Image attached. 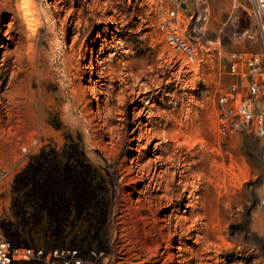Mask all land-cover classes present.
<instances>
[{
    "label": "rangeland",
    "instance_id": "374dc122",
    "mask_svg": "<svg viewBox=\"0 0 264 264\" xmlns=\"http://www.w3.org/2000/svg\"><path fill=\"white\" fill-rule=\"evenodd\" d=\"M169 5L0 0V227L15 245L76 247L104 264H264V136L218 122L227 57L264 55V28L249 0H194L180 18L190 62L166 38ZM141 207L151 212L132 222Z\"/></svg>",
    "mask_w": 264,
    "mask_h": 264
},
{
    "label": "built area",
    "instance_id": "2783aa9c",
    "mask_svg": "<svg viewBox=\"0 0 264 264\" xmlns=\"http://www.w3.org/2000/svg\"><path fill=\"white\" fill-rule=\"evenodd\" d=\"M169 1L166 38L176 49L188 53V59L193 62L192 49L184 40L180 27L183 14L179 11L177 0ZM249 2L252 12H247L248 18L251 21L255 19L263 29L264 0ZM227 61L228 74L234 82L218 99L219 129L222 134H230L252 126L258 135L264 136V55L236 50L228 55ZM3 176L0 168V182ZM100 255L71 246L44 248L15 245L0 227V264H104L99 262Z\"/></svg>",
    "mask_w": 264,
    "mask_h": 264
},
{
    "label": "bare ground",
    "instance_id": "6f19581e",
    "mask_svg": "<svg viewBox=\"0 0 264 264\" xmlns=\"http://www.w3.org/2000/svg\"><path fill=\"white\" fill-rule=\"evenodd\" d=\"M76 24H77V23H76ZM85 25H87V24H85ZM81 28H82V26H81ZM76 30H77V29H76ZM40 58H41V57H40ZM41 61H42V60H41ZM38 62H39V61H38ZM126 63H127V62H126ZM129 64H130V63H129ZM123 65H125V63H124ZM127 67H129V65H128ZM125 68H126V67H125ZM131 68H132V67H131ZM118 69H119V68H118ZM97 74H98V73H97ZM129 75H131V72H130ZM100 76H101V75H100ZM127 77H128V76H127ZM102 78H103V77H102ZM120 78H121V77H120ZM122 78H124V77H122ZM130 78H131V77H130ZM124 79H125V78H124ZM124 79L119 80V82H118V83H120L119 86H118L119 89H120L119 91L122 92L121 95L123 94V95L120 96L118 99H120V101L122 100V102H123V101L127 102L126 100H128L129 98L132 97V89H131V87L128 86V85H126V86H123V85H122ZM97 80H98V79H97ZM110 80H111V79H110ZM131 80H132V79H131ZM95 81H96V80H95ZM69 85H70V84H69ZM111 86H112V85H111ZM121 87H122V88H121ZM105 88H106V87H105ZM126 89H130V91H129V92H126ZM70 90H72V89H70ZM75 90H76V89H75ZM72 91H73V90H72ZM72 91H71V92H72ZM77 91H78V90H77ZM119 91H118V92H119ZM100 92H101V91H100ZM74 93H76V91H74ZM74 93H72V94H70V95L68 94L69 99H67V100H68L67 102H69V106H68V107H70V110H71L70 113L74 112V111L78 108V106H77V108H76V105L78 104V99H76V95H75ZM104 93H105V92H104ZM106 93H108V92H106ZM106 93H105V94H106ZM110 93H111V92H110ZM77 94H78V93H77ZM116 94H117V93H116ZM106 96L108 97V95H106ZM118 96H119V95H118ZM118 96H116V99H117ZM68 97H67V98H68ZM78 98H79V97H78ZM114 98H115V97H114ZM89 99H90V98H89ZM84 100H85V99H84ZM142 100H143V99H142ZM79 101H81V100H79ZM86 101H87V100H86ZM115 101H116V100H115ZM130 101H131V100H130ZM138 101H139V99H138ZM96 102H97V101H96ZM116 103H117V102H116ZM119 103H120V102H119ZM119 103H118V104H119ZM86 104H87V103H86ZM120 104H121V103H120ZM116 105H117V104H116ZM126 105H127V104H126ZM124 106H125V104H124ZM150 106H151V105H150ZM85 108H86V107H85ZM108 108H111V107H108ZM114 108H115V107H113V109H114ZM80 109H81V108H80ZM82 109H83V108H82ZM99 109H100V108H99ZM99 109H98V110H99ZM111 109H112V108H111ZM133 109H135V108H133ZM70 110H69V111H70ZM69 111H68V113H69ZM81 111H82V110H81ZM81 111H80V112H81ZM101 111H102V110H101ZM105 111H107V110H104V112H105ZM110 111H111V110L109 109V111H107V112H110ZM114 111H115V110H114ZM116 111H117V109H116ZM120 111H121V110H120ZM85 112H86V111H85ZM138 112H139V111H138ZM138 112H137V113H138ZM144 112H145V111H144ZM86 113H87V112H86ZM97 113H98V111H97ZM117 113H118V111H117ZM117 113H116V114H117ZM78 114H79V113H78ZM83 114H84V113H83ZM98 114H100V113H98ZM110 114H111V113H110ZM112 114H113V113H112ZM138 114H139V113H138ZM71 115H72V114H70V116H71ZM80 115H81V114H80ZM104 115H105V113L103 114V116H104ZM135 115H137V114H135ZM135 115H134V116H135ZM147 115H148V112H147ZM151 115H152V114H151ZM68 116H69V115H68ZM85 116H86V115H85ZM85 116H84V118H86ZM101 116H102V115H101ZM113 116H114V115H113ZM71 117H72V116H71ZM81 117H82V116H81ZM97 117H98V116H97ZM105 117H106V116H105ZM69 118H70V117H69ZM84 118H83V119H84ZM101 118H102V117H101ZM101 118H100V119H101ZM110 118H111V117H110ZM110 118H109V119H110ZM118 118H119V117H118ZM121 118H123V117H121ZM70 119H71V118H70ZM86 119H87V118H86ZM102 119H104V118H102ZM117 120H118V119H117ZM71 121H72V125H73V126H76V127H77V124H79V122H80V121H78L77 119H75L74 117H72ZM106 121H107V120H106ZM109 121H110V120H109ZM121 121H122V120H121ZM101 122H104V123H105V121H103V120H102ZM149 122H150V121H149ZM87 123H88V122H87ZM136 123H137V122H136ZM124 124H125V123H124ZM149 124H151V123H149ZM153 124H154V123H153ZM89 125H90V124H89ZM102 125H104V124H101V126H102ZM129 125H130V124H129ZM140 125H142V124H140ZM151 125H152V124H151ZM106 126H107V125H106ZM149 126H150V125H149ZM88 127H89V126H88ZM104 127H105V126H104ZM115 127H117V126H115ZM151 127H152V126H151ZM89 128H90V127H89ZM108 128H109V127H108ZM140 128H141V127H140ZM106 129H107V128H106ZM89 130H90V129H89ZM103 130H104V129H103ZM107 130H108V129H107ZM113 130H114V127H113V129H112V133H113ZM140 130H141V129H140ZM87 131H88V130H87ZM117 131H118V130H117ZM109 132H110V131H109ZM109 132H108V133H109ZM124 132H125V131H124ZM145 132H146L147 134H149V133H150V134L153 133V132H151V129H147ZM162 132H163V131H162ZM108 133H106V134H108ZM112 133H110V134H112ZM114 133H117V132L115 131ZM144 134H145V133H144ZM112 135H113V134H112ZM119 135H121V134H118V136H119ZM153 135L155 136V133H153ZM179 135H180V134H179ZM114 136H115V135H114ZM161 136H162V135H161ZM87 137H88V135H87ZM90 137H91V136H90ZM108 137H109V134H108ZM116 137H117V135H116ZM121 137H122V136H121ZM112 138H113V137H112ZM149 138H150V137H149ZM156 138H157V137H156ZM96 139H97V138H96ZM108 139H110V138H108ZM115 139H116V138H115ZM143 139H144V138H143ZM146 139H147V138H146ZM146 139H145V140H146ZM175 139H176V138H175ZM89 140H90V139H89ZM89 140H88V141H89ZM92 140H93V139H92ZM110 140H111V139H110ZM110 140H109V141H110ZM123 140H124V139H123ZM147 140H148V139H147ZM95 141H97V140H95ZM109 141H108V142H109ZM172 141H173V140H172ZM89 142H90V141H89ZM147 142H148V141H147ZM87 143H88V142H87ZM105 143H106V142H105ZM177 143H178V142H177ZM95 144H97V143H95ZM102 146H104V145L102 144ZM102 146L99 147L100 150H103V149H104V148H102ZM158 146H159V145H158ZM90 147H91V146H90ZM92 147H94V146H92ZM95 147H96V146H95ZM105 147H106V146H105ZM96 148H97V147H96ZM159 148H160V147H159ZM105 149H106V148H105ZM105 149H104V150H105ZM154 149L157 150V144H155ZM160 149H161V148H160ZM162 149H163V147H162ZM162 151H163V150H162ZM164 151H165V150H164ZM158 152H159V151H158ZM104 153H106V152H104ZM158 156H159V155H158ZM158 156H155L153 160H148V162H147V163L145 162V163H146L147 165H150V166H151V163L155 164V163L157 162V160L161 159V158H159ZM110 157H111V156H110ZM108 159H109V158H108ZM164 159L167 160V158H164ZM164 159H163V160H164ZM124 160L126 161L127 159L125 158ZM145 161H146V160H145ZM167 161H168V160H167ZM128 162H129V161H128ZM160 162H161V161H160ZM131 163H133V162H131ZM134 163H135V162H134ZM134 163H133V164H134ZM122 164H123V163H122ZM157 164H158V163H157ZM159 164H160V163H159ZM123 165H125V164H123ZM136 165H138V164H135V166H136ZM144 166H145V165H144ZM162 166H163V165H162ZM120 167H121V166H120ZM142 167H143V166H142ZM145 167H146V166H145ZM153 167H154V166H153ZM166 168H167V167H166ZM119 169H120V168H119ZM121 169H122V168H121ZM141 169H142V168H138V169H137V172H139ZM145 170H146V169H145ZM124 171H125V170H124ZM143 171H144V168H143ZM166 171H167V169H166ZM127 172H128V174H132V165L129 166V167L127 168ZM164 172H165V171H164ZM174 172H175V171H174ZM135 173H136V171H135ZM140 173H141V172H140ZM167 173H168V172H167ZM162 174H163V173H162ZM140 175H141V174H140ZM158 175H160V174H158ZM169 175H170L171 178L164 179V180H166L167 184H168V182H170V181L172 180V178L174 177V174H173V173H171V174H169ZM169 175H168V176H169ZM126 176H127V174L122 173V178H121V180H119V183L121 184V188H122V190H121L120 193H121V196H122V199H121V200H124L126 204H130V201H132V200H130V198H126V197H124L125 195L123 196L124 191H125V187H126V186H129V184H130V183H129V180H128L127 182H125L124 184H123V182L121 183V181L124 180V179L126 178ZM145 176H146V175H145ZM150 176H151V175H150ZM168 176H167V177H168ZM134 177H135V176H134ZM158 177H159V176H158ZM163 177H164V176H163ZM165 177H166V176H165ZM160 178H161V177H160ZM126 179H127V178H126ZM143 180H144V179H143ZM125 181H126V180H125ZM130 181H131V180H130ZM136 181H137V180H136ZM139 181H142V179L139 180ZM131 183H133V182H131ZM139 184H140V183H139ZM136 185H137V184H136ZM164 185H165V183H164ZM164 185H163V186H164ZM194 186H195V185H194ZM129 187H130V186H129ZM145 189H146V188H145ZM164 191H165V190H164ZM168 191H169V190H168ZM138 193H142V192H141L140 190H138ZM191 193H192V192H191ZM126 194H127V193H126ZM141 195H142V194H141ZM128 196H129V195H128ZM225 196H226V195H225ZM145 197H146V196H145ZM153 197H154V196H153ZM159 197H160V196H159ZM159 197L157 198V199H158V200H157V205L160 204V201H161V198H159ZM197 197H198V196H197ZM188 198H189V197H188ZM154 199H155V198H154ZM161 203H162V202H161ZM129 206H130V205H129ZM133 206H134V205H133ZM129 209H130V208L127 207V210H128V211H129ZM140 210H143V211H144V210H147V211L151 212V211H150V208H148V207H141V208H139V209H132V220L134 219L132 222H135V223L138 222L137 224L140 223V221H139V220L141 219V218L139 217V216H140ZM119 211H120V210H119ZM135 223H134V224H135Z\"/></svg>",
    "mask_w": 264,
    "mask_h": 264
},
{
    "label": "crops",
    "instance_id": "0c3cea01",
    "mask_svg": "<svg viewBox=\"0 0 264 264\" xmlns=\"http://www.w3.org/2000/svg\"><path fill=\"white\" fill-rule=\"evenodd\" d=\"M178 2V1H177ZM185 5V7L182 9V6ZM179 11L183 14L184 17L187 16H194V0H182L181 2H178Z\"/></svg>",
    "mask_w": 264,
    "mask_h": 264
}]
</instances>
